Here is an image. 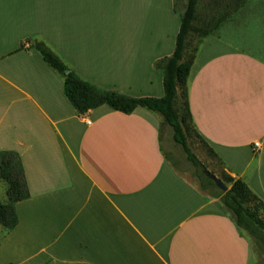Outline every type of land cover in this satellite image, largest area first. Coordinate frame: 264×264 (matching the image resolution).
<instances>
[{"label":"crops","instance_id":"0c3cea01","mask_svg":"<svg viewBox=\"0 0 264 264\" xmlns=\"http://www.w3.org/2000/svg\"><path fill=\"white\" fill-rule=\"evenodd\" d=\"M179 26L174 0H0V155L28 192L13 205L17 224L0 226V264H256L231 216L165 159L158 113L78 115L32 48L98 90L158 99ZM220 28L195 53L188 110L264 203V36Z\"/></svg>","mask_w":264,"mask_h":264},{"label":"trees","instance_id":"16d2710c","mask_svg":"<svg viewBox=\"0 0 264 264\" xmlns=\"http://www.w3.org/2000/svg\"><path fill=\"white\" fill-rule=\"evenodd\" d=\"M194 6L195 0L187 1L185 12L180 16V26L173 53L160 63L163 71V96L158 99L149 97L131 98L115 92L98 90L77 77L73 72L66 75L64 72L67 67L44 44L35 43L32 48L39 52L47 65L63 76L64 94L78 115H83L89 110L103 105L123 114H130L136 108L141 107L160 114L164 122L176 131L178 127L175 124L172 103L177 88L185 93L186 98V80L195 56V54L193 56L188 55L191 34L198 32L194 26L196 21ZM219 24L217 23L215 27H218ZM208 35L211 34L204 32L201 34L200 39L202 40ZM197 50L196 48L195 52ZM186 109L188 119L192 123L187 102ZM183 123L184 120L181 121V124ZM0 182H5L7 185V203L0 202V226L5 231H9L17 224L13 205L28 197L23 174L15 169L13 158L9 153L0 155ZM227 182L231 185L230 193L232 196H227L224 199V206L231 213L237 228L243 227L251 233L264 230V223L256 216L255 212L244 208L243 202H257L263 208L264 203L250 191L242 180L228 178Z\"/></svg>","mask_w":264,"mask_h":264},{"label":"rangeland","instance_id":"374dc122","mask_svg":"<svg viewBox=\"0 0 264 264\" xmlns=\"http://www.w3.org/2000/svg\"><path fill=\"white\" fill-rule=\"evenodd\" d=\"M187 1L174 0L175 11L179 16L185 12ZM194 13L196 16L194 26L198 32L191 34L189 56L196 53L195 49L199 47L202 33L209 32L211 35L220 36V26L223 23L224 27L229 26L228 29L232 32L233 39L236 37V29L246 30L248 35L258 32L264 36V0H195ZM217 23L220 24L215 27ZM172 111L175 115V124L178 127L176 131L167 125L159 114L162 118L160 143L165 159L175 172L187 182L198 190L211 195L215 202L232 218L231 213L224 206V199L227 196H232L231 185L227 179L233 177L194 130L186 112L185 93L180 88L176 89ZM183 120L184 123L181 124ZM203 171H207L219 179L227 187V191L223 192L217 188L211 180L204 176ZM6 190V183L0 182L1 203L7 201ZM243 207L255 212L256 216L264 223L263 206L257 202H243ZM238 229L251 243L256 264H264V230L251 233L243 227H238Z\"/></svg>","mask_w":264,"mask_h":264},{"label":"water","instance_id":"95a60500","mask_svg":"<svg viewBox=\"0 0 264 264\" xmlns=\"http://www.w3.org/2000/svg\"><path fill=\"white\" fill-rule=\"evenodd\" d=\"M69 70H65V74L67 75V74H69ZM203 174L209 179V180H211L213 183H214V185L217 187V188H219L221 191H223V192H225V191H227V187L219 180V179H217L214 175H212V174H210L209 172H207V171H203Z\"/></svg>","mask_w":264,"mask_h":264},{"label":"built area","instance_id":"2783aa9c","mask_svg":"<svg viewBox=\"0 0 264 264\" xmlns=\"http://www.w3.org/2000/svg\"><path fill=\"white\" fill-rule=\"evenodd\" d=\"M255 147H257V144L255 143V145H254Z\"/></svg>","mask_w":264,"mask_h":264}]
</instances>
